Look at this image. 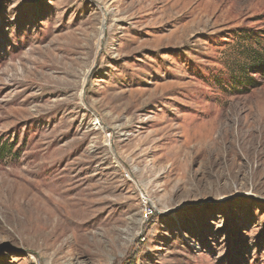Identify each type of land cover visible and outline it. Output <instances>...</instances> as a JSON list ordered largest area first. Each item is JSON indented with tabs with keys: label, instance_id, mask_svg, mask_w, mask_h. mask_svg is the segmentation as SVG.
<instances>
[{
	"label": "rangeland",
	"instance_id": "obj_1",
	"mask_svg": "<svg viewBox=\"0 0 264 264\" xmlns=\"http://www.w3.org/2000/svg\"><path fill=\"white\" fill-rule=\"evenodd\" d=\"M182 1L0 0V264H264V0Z\"/></svg>",
	"mask_w": 264,
	"mask_h": 264
},
{
	"label": "built area",
	"instance_id": "obj_2",
	"mask_svg": "<svg viewBox=\"0 0 264 264\" xmlns=\"http://www.w3.org/2000/svg\"><path fill=\"white\" fill-rule=\"evenodd\" d=\"M155 207L150 202H145L142 208V218L144 221L149 220V218L154 214Z\"/></svg>",
	"mask_w": 264,
	"mask_h": 264
},
{
	"label": "trees",
	"instance_id": "obj_3",
	"mask_svg": "<svg viewBox=\"0 0 264 264\" xmlns=\"http://www.w3.org/2000/svg\"><path fill=\"white\" fill-rule=\"evenodd\" d=\"M7 150L9 151V149H7V147L5 145H0V158L6 154Z\"/></svg>",
	"mask_w": 264,
	"mask_h": 264
},
{
	"label": "bare ground",
	"instance_id": "obj_4",
	"mask_svg": "<svg viewBox=\"0 0 264 264\" xmlns=\"http://www.w3.org/2000/svg\"><path fill=\"white\" fill-rule=\"evenodd\" d=\"M181 1L182 0H180V2H179V4L181 3ZM176 2V1H175ZM175 2L173 3V5H172V7L175 5ZM190 3V0L189 1H187L186 3H184L183 1H182V5H181V7H180V10L181 9H184L186 6H187V4H189ZM173 10V9H172ZM177 11V10H176ZM105 13H106V11H105ZM141 190H142V188H141Z\"/></svg>",
	"mask_w": 264,
	"mask_h": 264
}]
</instances>
